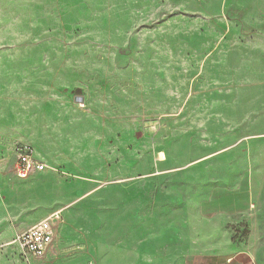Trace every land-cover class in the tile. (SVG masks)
I'll return each instance as SVG.
<instances>
[{"label": "rangeland", "instance_id": "1", "mask_svg": "<svg viewBox=\"0 0 264 264\" xmlns=\"http://www.w3.org/2000/svg\"><path fill=\"white\" fill-rule=\"evenodd\" d=\"M15 61L1 253L22 257L6 228L59 212L52 248L24 264H182L234 242L200 213L224 176L259 180L264 207V0H0V74ZM23 145L43 171L19 170ZM241 227L264 264V208Z\"/></svg>", "mask_w": 264, "mask_h": 264}, {"label": "crops", "instance_id": "2", "mask_svg": "<svg viewBox=\"0 0 264 264\" xmlns=\"http://www.w3.org/2000/svg\"><path fill=\"white\" fill-rule=\"evenodd\" d=\"M11 64L12 70L5 71L4 75L0 74V90H2V93L0 92V128L3 130L8 128V130L10 129L14 131L20 120L19 114L15 110L20 105L19 86H15V83H17L16 80L20 75V63L15 61ZM10 80L13 82L12 86L6 85L10 82ZM17 129H20V127ZM261 166H264V163ZM227 170L228 168L225 169L226 172ZM256 182H258V184H256ZM256 182L255 184H252L253 186L250 191H245L241 189L240 185L230 186L227 177L224 176V184L221 183L220 187L213 188V190L207 194L203 203L200 205V213L202 217L224 227V231L231 229V234L233 236L235 235L234 242L231 243L230 246H226L224 251H210L208 249L202 250L201 248L193 250L190 254H188V256H186L182 264H253V257L250 253L251 250L242 247V244L245 241V236L243 231H240L239 229L242 228L241 224L250 216V214L254 212L261 213L264 208L261 203L252 205V203L258 201V195L256 193L260 188V183L259 180ZM2 213L3 212L0 211V214ZM1 217L3 218L4 214H2ZM1 217L0 219H2ZM57 224H55L54 240L56 237ZM32 225L16 233L12 240H10L12 237L11 232L14 231V229L12 227L6 228L5 234L10 235H7L9 236L7 240L5 239L1 242L16 244L19 247V245L15 242L16 237L20 233L29 229ZM234 228L236 229L235 231L232 230ZM53 243L48 251L52 248ZM239 245H241V247ZM21 258L24 259L25 257L22 255ZM21 258H19V256L0 252V264H24ZM28 258L42 259L36 257ZM174 262L175 261H173L172 264H175Z\"/></svg>", "mask_w": 264, "mask_h": 264}, {"label": "built area", "instance_id": "3", "mask_svg": "<svg viewBox=\"0 0 264 264\" xmlns=\"http://www.w3.org/2000/svg\"><path fill=\"white\" fill-rule=\"evenodd\" d=\"M17 165L25 174L43 171L46 168L44 162L35 156L34 149L29 145H23L18 149ZM59 218V212H54L16 237L15 242L25 258H43L46 255L54 241L55 224Z\"/></svg>", "mask_w": 264, "mask_h": 264}]
</instances>
